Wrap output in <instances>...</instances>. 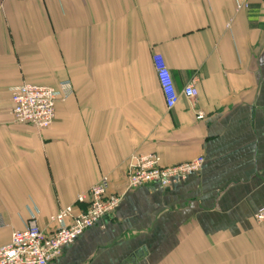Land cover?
Listing matches in <instances>:
<instances>
[{"label": "crops", "instance_id": "0c3cea01", "mask_svg": "<svg viewBox=\"0 0 264 264\" xmlns=\"http://www.w3.org/2000/svg\"><path fill=\"white\" fill-rule=\"evenodd\" d=\"M155 54L181 94L172 110ZM64 81L50 128L14 121L15 87ZM149 154L205 162L129 190ZM105 176L119 208L52 264H264V0H0V246L33 214L51 235L60 210L86 212L78 196Z\"/></svg>", "mask_w": 264, "mask_h": 264}, {"label": "built area", "instance_id": "2783aa9c", "mask_svg": "<svg viewBox=\"0 0 264 264\" xmlns=\"http://www.w3.org/2000/svg\"><path fill=\"white\" fill-rule=\"evenodd\" d=\"M238 9L247 5L238 4ZM158 79L164 93L169 110L179 102V94L174 85L173 77L164 58L154 55ZM74 93L70 81H64L58 87H46L33 84H22L12 91L13 117L19 124H29L39 131L50 128L56 118V106L59 101H65ZM182 95L194 107L198 90L192 82L185 87ZM197 120H204L206 115L198 110ZM160 157L156 154L141 155L135 159L128 173V189L133 190L143 186H155L162 190L182 183L190 176L201 171L205 159L199 157L187 163L172 167L161 166ZM110 180L103 177L96 185L77 198V203L87 204V211L78 216L73 215V207L60 210L51 222L56 229L51 235L45 234L38 225L33 214L27 227L22 231L12 233L7 245L0 246V264H52L62 254L65 247L74 244L85 231L99 225L119 208L123 196L109 194ZM72 220L70 225L67 220ZM257 224L264 226V209L255 216ZM5 225L0 215V229Z\"/></svg>", "mask_w": 264, "mask_h": 264}]
</instances>
